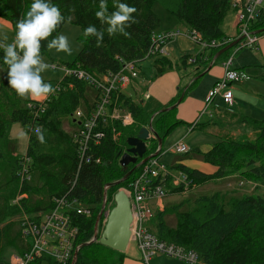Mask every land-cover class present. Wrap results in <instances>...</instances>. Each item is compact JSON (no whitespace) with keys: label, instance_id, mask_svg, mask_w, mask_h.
<instances>
[{"label":"trees","instance_id":"obj_1","mask_svg":"<svg viewBox=\"0 0 264 264\" xmlns=\"http://www.w3.org/2000/svg\"><path fill=\"white\" fill-rule=\"evenodd\" d=\"M232 1L121 0L137 9L133 16L138 23L126 29L131 33V38L121 34L110 37L105 32L103 41L98 45L95 37L83 35V29L88 24L96 25L98 29L102 27L94 16L99 10V0H52L60 8L66 21L52 35L54 37L67 24L79 27L80 50L71 63L61 65L79 67L101 77L107 72H118L122 67L120 59L124 62L139 63L145 60L151 35L158 31L161 24V20L152 11L155 3H159L180 25L195 31L204 42L210 43L225 42L228 39L222 26L226 16L233 11ZM31 2L32 0H0V19L7 21L15 31L18 18L28 11ZM114 2L115 0H107L109 11L113 10ZM69 16L72 17L71 22H67ZM249 30L252 33L264 30V7L250 23ZM228 44L230 43L205 49L204 51L210 50L207 61H204L203 55H194L183 56L181 62L186 66L191 59L193 61L190 65H202V70L195 73L197 77ZM48 51L47 41H44L41 55H46ZM228 52L229 50L220 54L216 60L227 56ZM2 56L3 51H0V263L6 264L10 254L24 256L29 252V246L20 233L22 214L36 217L47 213L53 208V199L65 196L68 192L91 211L88 218L74 213L71 215L73 225L79 229L78 238L74 243V256L75 250L94 236V225L104 200L105 187L119 181L133 169L126 181L107 190V203L113 206V197L118 189L134 178L140 168V159L134 164H129L125 170L119 165L121 156L129 148L127 139L136 137L139 130L148 127L151 122L155 136L146 142L145 158L156 153L157 139H161L163 144L164 139L183 122L176 120V108L166 112H146L132 97L118 93L112 101H116L120 108L131 114L133 124L124 127L118 122H110L100 127L105 133L104 138L99 145L92 146L91 150L100 159V163H80L71 138L77 122H73L74 119L70 122L73 128L71 133H67L61 128V119L72 118L79 108L89 113L97 100V92L81 81L62 79L60 82L64 86L63 90L51 99L44 114L34 120L27 107L8 86L5 78L7 66L3 63ZM155 62L162 68L169 65L166 58ZM69 84L72 88L65 89ZM195 84L196 82L192 81L182 99ZM180 96L181 92L165 108L174 105ZM91 98L94 100L92 104ZM155 113L157 114L154 116ZM223 113L231 117L237 126L248 128L251 136L244 134L233 138L219 130L218 140L208 152L192 154L191 151L181 155L217 168L212 175L183 165H176L174 169L196 185L232 177L236 178L237 182L264 187V120ZM15 124L26 129L29 137L26 156L30 161V179L22 182L18 175L22 162L20 163L19 157L14 154L17 141L11 137V129ZM186 125L191 127L192 131H206L215 128L217 123L212 119L205 124ZM37 126H42L41 132L45 137L43 144L37 140L33 131ZM30 127L32 130L28 131ZM162 152L160 149L156 157L161 156ZM232 192L235 193L234 190ZM179 193H183L182 187L170 186L168 195ZM17 195L26 196L19 205L13 204ZM184 207L187 209L183 210ZM149 229L159 240L197 252L200 264H264V195L235 196L216 192L210 196H199L193 201L183 200L156 212L150 220ZM124 255L96 242L79 249L75 264H122ZM73 256L67 264H72ZM43 262L58 264L48 257H40L32 264Z\"/></svg>","mask_w":264,"mask_h":264},{"label":"built area","instance_id":"obj_2","mask_svg":"<svg viewBox=\"0 0 264 264\" xmlns=\"http://www.w3.org/2000/svg\"><path fill=\"white\" fill-rule=\"evenodd\" d=\"M231 6L237 19L236 39L242 38L237 45H240L239 48L253 47L257 42V36L249 30V26L264 6V0H233ZM180 36L196 41L203 50L218 48L236 40L228 38L225 42L206 43L198 33L191 30H187L186 34H182L179 30L155 31L151 35L150 45L144 59L167 58L168 44ZM239 48L222 63L224 74L206 95L204 110L200 116L207 114L211 118L213 116L212 109H221L216 104L217 98L221 99L226 111H230L234 105L232 84L247 79L244 72L231 68L233 55ZM0 51L3 50L0 49ZM192 61L189 59L188 63L191 64ZM120 62H122V67L118 72H107L101 77L94 76L79 67L70 68L60 65L64 74L63 79L81 81L97 92V100L89 113H85L79 108L72 116V118L74 117L73 122H77V127L73 130L71 138L76 146L80 163L92 161L96 164L100 163V159L91 152L92 146L99 145L104 138L105 133L99 129L100 127L110 122H118L125 127L134 122L131 114L120 108L112 99L118 93L129 96L127 88L139 78V68L137 67L139 62H124L122 59ZM52 67H56V65ZM230 73L231 75H229ZM63 87L62 83L58 82L55 86L56 92L52 95L40 102H27L26 107L34 120L44 114L51 99L62 91ZM66 88H72V85L69 84L65 86ZM31 130L30 127L28 131ZM188 152L189 149L181 143H177L172 148L174 154L184 155ZM153 155H150L151 157L140 165L136 176L120 188L130 200L132 215L130 241L136 242L141 261L144 264H148L155 256H164L185 264H198L200 258L197 252L159 240L149 229L148 224L155 212L163 211V209L161 210L162 200L168 196L170 186L173 188L182 187V190L185 191L192 188L191 185H193L183 173L181 180L175 177L170 169L159 161V157ZM19 160L20 163L22 162L18 172L20 181L29 180L30 161L26 153L19 156ZM25 197V195H17L13 204L19 205ZM72 213L86 218L91 215L90 209L83 206L78 199L73 198L69 192L65 196L54 198L53 208L47 213L36 217L23 213L20 218V233L22 239L29 246V252L24 256H12L8 259V264H32L40 257H48L58 264L69 263L73 256L74 243L79 235V229L72 222ZM105 223L106 216L102 218L98 231L100 228L103 229Z\"/></svg>","mask_w":264,"mask_h":264},{"label":"rangeland","instance_id":"obj_3","mask_svg":"<svg viewBox=\"0 0 264 264\" xmlns=\"http://www.w3.org/2000/svg\"><path fill=\"white\" fill-rule=\"evenodd\" d=\"M152 11L161 20L160 27L158 28L159 32L179 30L182 34H186L187 29L184 26L180 25L177 20L159 3H155L153 5ZM59 33H62L68 37L72 47L71 55H68L64 52L58 53L55 49L49 50L46 55H42L45 62L51 65V67L47 71L42 73V75L45 82L51 83L54 88L57 83L60 82L64 77L60 65L62 63H71L80 50L78 38L80 36L81 30L79 27L67 24L61 29ZM262 35H264V33H262ZM14 37L15 31L12 29L11 25L7 21L0 19V42L11 43ZM5 38H7L6 41ZM239 46L240 45H236L229 50L227 54L228 58L232 56V54L239 48ZM167 49L169 65H167L165 68H162L160 64L150 59H146L139 63L142 74L144 75V77H146L148 82L142 84V86L139 87V89L142 91V95L138 92L134 97L135 100L142 105L146 112L162 110L167 105H169L173 98H176L177 94L181 92L182 95L187 90V85L189 84V71L191 72V68L193 65H183V63L181 62V58L183 56H194L197 52L201 51V47L196 41L184 36H180L172 40L168 44ZM237 52V54L233 55L232 68L236 69L237 65L241 68H244L246 75L249 77V80L245 82L244 86L242 85V82L232 84L234 85V87L239 88L243 94H245L242 96L240 103H238L242 105V107H244L243 113H246V117L250 119L256 118L258 120H264V71L259 76L257 75V73L262 70L260 66L264 65V63L262 61V58L258 59V54L252 50V47H242L239 48ZM251 52H254V54H252ZM249 61L251 62V64H248ZM257 61L259 64H257ZM53 65H56V67H52ZM256 66H258L259 68ZM208 82L209 76H202V78L198 81V86L189 90L187 96L193 95L201 87L204 89L207 86ZM145 93L146 98H142L143 94ZM18 98L22 101V104L24 106H26L27 102L29 101L40 102L45 99ZM93 102L94 100L93 98H91L90 104H92ZM221 103V99L217 98V105L222 106ZM73 119L74 117L61 119V128L64 132L71 133L73 127L71 126L70 122ZM231 121L233 122V120ZM144 128L148 129V127ZM186 130L190 131L191 129H189V127L186 125L178 126L175 132L172 131V133L164 139L162 144L163 153L160 157V162L169 167L171 173L180 180L183 178L182 173L175 170L174 167L177 165V161L181 159L188 160V157L172 153L173 146L178 142L189 149L188 153L192 151V154H200L209 151V149L218 140L214 136L213 132L205 133L197 130L190 132L181 140L180 138ZM213 130L216 129H212L211 131ZM250 133L251 132H249L248 128L237 126L236 124L234 125L232 123L228 124L227 129L224 131V134H228V136H231L233 138H238L244 134L250 137ZM150 136L153 137L152 135ZM11 137L15 138L17 141V148L14 154H16L18 157L22 154H25L29 139L25 130L20 125L15 124L11 129ZM191 186L192 188L183 191V193L172 196L168 195L164 200H162L161 210L164 209L165 206L176 205L183 200L193 201L199 196H210L216 192L227 193L229 195L235 194V196L252 194L258 196L264 195V187L256 186L255 184L251 183L237 182V179L232 177L208 182L205 185L193 184ZM233 190L235 191V193L232 192ZM113 207L114 204L112 206V204L109 205V203H106L105 209L109 212ZM185 209H187V207L183 208V210ZM100 230L102 232L103 229L100 228ZM128 248L129 255L133 253L132 256H140V252L138 250L136 242L130 241ZM12 255L14 254L8 255L7 259H10ZM154 261H150L148 262V264H163L161 262L154 263ZM42 264L48 263L43 262ZM172 264L185 263L174 260V263L172 262ZM198 264H200V262Z\"/></svg>","mask_w":264,"mask_h":264},{"label":"clouds","instance_id":"obj_4","mask_svg":"<svg viewBox=\"0 0 264 264\" xmlns=\"http://www.w3.org/2000/svg\"><path fill=\"white\" fill-rule=\"evenodd\" d=\"M136 11L135 6L121 0H115L113 10L109 11L107 0H99V10L94 16L102 27L98 29L96 25L88 24L83 29V35L95 37L98 45L103 41L105 32L110 37L121 34L131 38V33L126 29L138 23L133 16ZM71 20L72 17L69 16L67 22ZM65 22V16L52 0H32L28 11L22 14L15 24L13 41L0 42V49L3 50L2 60L7 66L5 78L8 86L18 97L47 98L56 92V88L51 83L45 82L42 75L51 65L45 62L41 49L43 42L47 41L49 50L55 49L58 53L71 55L72 47L68 37L62 33H57L54 37L52 35ZM104 25L107 27H103ZM50 37L52 38L49 39ZM41 129L42 126H37L33 131L37 140L43 144L45 137Z\"/></svg>","mask_w":264,"mask_h":264},{"label":"crops","instance_id":"obj_5","mask_svg":"<svg viewBox=\"0 0 264 264\" xmlns=\"http://www.w3.org/2000/svg\"><path fill=\"white\" fill-rule=\"evenodd\" d=\"M222 30H223L224 34L229 39H236L237 38L236 37L237 36V31H238V28H237V19H236V15H235L234 11H231L226 16V18L224 20V23H223V26H222ZM252 50L258 54V59L259 58H262V61L264 63V35L260 34V35L257 36V42H256L255 46L252 47ZM254 52L253 53L251 52V53L254 54ZM209 54H210V50L204 51L203 49H201V51L200 52H197L195 55H203L204 56V61H207L206 58L208 57ZM227 58H228V56L227 57L224 56L223 58H221L219 60H216L217 59L216 58L215 61H214V63H213V65L203 75V77L205 75L209 76V82L207 83V86L204 89L201 87L193 95L187 96L188 94H186V96L184 97V99H182V101L180 102V104L176 107V109H175L176 120L183 122V124H181L179 126H185L186 124H196V123L197 124H205L208 121H210V120L213 119V121L215 123H217L216 127L215 128H209L206 131H201V132H205V133L206 132H213L214 136L218 139V133H220L219 130H221V132L224 133V131L228 127V124H231L232 123V124L235 125V122H232L231 121V117H229L227 114H225L223 112H227V113H231V114H236L237 116H239V115L245 116L246 115V113H243L244 112V107H242V105L239 104L242 96L245 95V94H243L242 91L239 88L234 87V85H232V93H233V98H234V105L230 108V111H226L224 109L225 106L221 103L222 106H219L218 105L219 107H221L220 110H218V109H212L213 116L211 118L206 117L207 114H203L202 116H200V114L204 110V100H205V97H206L207 93L211 90V88L214 86V84L219 79L222 78V76L224 74V69H223L222 63ZM166 59L168 60V57ZM210 63H209V65H210ZM232 63H233V59H232ZM188 64H190V63H188ZM248 64H251V62L249 61ZM257 64H259L258 61H257ZM209 65H208V67H209ZM137 67L139 68V78L137 80H135L131 84L130 87L127 88V92L129 94V96L133 98V100H135V97L134 96L138 92L142 95V91L139 89V87H141L142 84H145L146 82H148L147 79H146V77H144V75L142 74V71L140 69L139 64H138ZM256 67H258V66H256ZM231 68H232V65H231ZM260 68L262 70L257 73L258 76L263 73V71H264V65H261ZM200 70H202V65H199L198 64L196 66H192L191 72L189 71V84L187 85V88L192 83V81L193 82L194 81L196 82V84H195L194 87H197L198 86V81L202 77L198 78L197 80H194V78H196L195 77V73L199 72ZM236 70H240L241 72H244L245 73L244 68H241L238 65L236 67ZM248 80H249V77L247 76V79L246 80L241 81L243 83L242 85L244 86L245 85V82H247ZM179 91H180V89H179ZM143 97L146 98V93L143 94L142 98ZM174 99L175 98H173V100ZM173 100H171V102ZM216 104H217V100H216ZM228 118H230V119H228ZM256 120H258V119H256ZM186 126H188V125H186ZM176 129H177V127H176ZM176 129H174L173 132H175ZM189 129H192V128L189 127ZM212 129H216V130L211 131ZM190 132H192V130H190V131H187L186 130L182 134V136H181L180 139L182 140V138H184ZM161 149H162V147H161ZM160 157L161 156H159V161H160ZM177 165H184V166H186L188 168H191V169L200 171L201 173H204V174H207V175H212L217 170V168H215V167H213L211 165H208V164H206V163H204V162H202L200 160H196V159H188V160H183V161L182 160H179V161H177ZM124 254H125L124 255L125 257H124V260H123L122 264H144L141 261V256H139V257H135V255L132 256L133 253L129 255V248H127V250H126V252ZM12 256H14V255H12ZM174 260L175 259L167 258V257H164V256H155L150 261H152V262L154 261V263L161 262L163 264H172V262L174 263ZM175 261H177V260H175ZM0 264H5V263H0ZM6 264H8V259H7V263Z\"/></svg>","mask_w":264,"mask_h":264},{"label":"water","instance_id":"obj_6","mask_svg":"<svg viewBox=\"0 0 264 264\" xmlns=\"http://www.w3.org/2000/svg\"><path fill=\"white\" fill-rule=\"evenodd\" d=\"M262 33H264V30L254 32L253 34L258 35ZM241 39L242 38L236 39L235 41H233L232 43L224 47L222 50H220V52H218V54L212 59L209 67L199 76L194 78V80H197L198 78L202 77L205 74V72H207V70L213 65L215 59L220 54L236 46L241 41ZM182 98H183V94L178 98L177 102L174 105L164 108L160 110L159 112H166V111L173 110L180 104V102L182 101ZM157 113H155L154 116ZM150 135L155 136V133L151 126V122L148 125V129L142 128L139 130L138 135L136 137L127 139V145L129 148L126 149L124 154L121 156V159L119 161V165L121 166V168H123L124 170L127 169L129 164L136 163L138 159L141 160L138 166L142 165L151 157V156H147L144 158L146 154V150H147L146 142L147 140L151 138ZM157 140H158V148H157L156 153L162 147V140L161 139H157ZM156 153L153 156H156ZM132 172H133V169L130 170L128 173H126L125 176L119 181H116L115 183H112V184H108L105 187L104 200H103V203L101 205L100 211L97 215L95 225H94V236L89 242L82 244L80 247H78L75 250L72 264H75L78 251L81 247L88 246L96 242L115 252H118L121 254H124L126 252L129 242H130V236H131L130 229L132 225L130 200L122 190H118L117 193L113 197L114 207L109 212H107L105 208H106V203H107V198H106L107 190L111 186H116L126 181L127 178L132 174ZM105 216H106V223L103 226V230L101 232L100 237H98V227H99L100 222L102 221V218Z\"/></svg>","mask_w":264,"mask_h":264},{"label":"flooded vegetation","instance_id":"obj_7","mask_svg":"<svg viewBox=\"0 0 264 264\" xmlns=\"http://www.w3.org/2000/svg\"><path fill=\"white\" fill-rule=\"evenodd\" d=\"M110 205V204H109ZM101 235V230L98 231V237H100Z\"/></svg>","mask_w":264,"mask_h":264}]
</instances>
